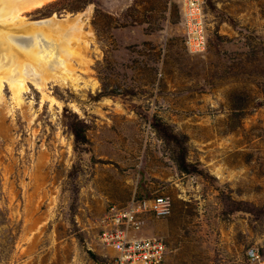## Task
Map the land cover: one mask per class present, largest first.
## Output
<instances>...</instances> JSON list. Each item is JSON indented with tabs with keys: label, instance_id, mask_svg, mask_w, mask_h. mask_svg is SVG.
<instances>
[{
	"label": "rangeland",
	"instance_id": "1",
	"mask_svg": "<svg viewBox=\"0 0 264 264\" xmlns=\"http://www.w3.org/2000/svg\"><path fill=\"white\" fill-rule=\"evenodd\" d=\"M202 7L195 53L180 0L23 12L89 8L67 71L27 82L20 103L0 90V264H99L105 208L159 195L170 213L145 217L141 234L166 242V264H247L251 246L264 256V0Z\"/></svg>",
	"mask_w": 264,
	"mask_h": 264
},
{
	"label": "bare ground",
	"instance_id": "2",
	"mask_svg": "<svg viewBox=\"0 0 264 264\" xmlns=\"http://www.w3.org/2000/svg\"><path fill=\"white\" fill-rule=\"evenodd\" d=\"M50 1L0 0V90L6 82L17 103L27 82L39 88L58 70H68L67 59L75 53L69 41L77 38L82 29L79 22L88 16L89 8L84 14L63 19L52 16L29 21L23 15Z\"/></svg>",
	"mask_w": 264,
	"mask_h": 264
},
{
	"label": "built area",
	"instance_id": "3",
	"mask_svg": "<svg viewBox=\"0 0 264 264\" xmlns=\"http://www.w3.org/2000/svg\"><path fill=\"white\" fill-rule=\"evenodd\" d=\"M184 41L193 53L201 52L207 43L202 0H180ZM171 201L167 196L133 197L125 206L109 204L99 221L97 245L103 250L99 264H166L168 247L161 237L141 234L145 217L156 219L169 215ZM107 250L113 251L108 256ZM247 264H264L259 248L245 251Z\"/></svg>",
	"mask_w": 264,
	"mask_h": 264
},
{
	"label": "trees",
	"instance_id": "4",
	"mask_svg": "<svg viewBox=\"0 0 264 264\" xmlns=\"http://www.w3.org/2000/svg\"><path fill=\"white\" fill-rule=\"evenodd\" d=\"M83 140H85L84 136H83Z\"/></svg>",
	"mask_w": 264,
	"mask_h": 264
},
{
	"label": "crops",
	"instance_id": "5",
	"mask_svg": "<svg viewBox=\"0 0 264 264\" xmlns=\"http://www.w3.org/2000/svg\"><path fill=\"white\" fill-rule=\"evenodd\" d=\"M103 252V250H101Z\"/></svg>",
	"mask_w": 264,
	"mask_h": 264
}]
</instances>
